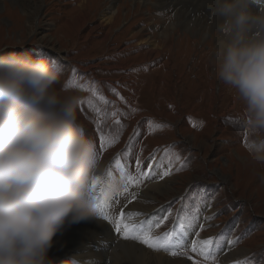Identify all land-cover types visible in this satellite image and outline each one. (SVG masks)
Masks as SVG:
<instances>
[{
    "label": "rangeland",
    "instance_id": "374dc122",
    "mask_svg": "<svg viewBox=\"0 0 264 264\" xmlns=\"http://www.w3.org/2000/svg\"><path fill=\"white\" fill-rule=\"evenodd\" d=\"M200 1L150 0L154 4L142 5L115 0L116 15L107 21L106 0H28V8L0 0V54L56 59L64 68L57 87L79 86L77 118L94 141L103 169L122 174L126 182L128 172L136 174L139 159L140 169L151 173L139 187L130 185L129 194L115 200V195L105 197L104 214L153 212V222L164 221L153 228L156 236L183 225L191 239L179 251L187 255L175 257L167 251L166 258L173 262L205 264L191 251V243L218 237L222 251L217 264H264V164L244 151L247 138L238 125L243 102L235 89L218 79L210 56L220 27L208 28L203 35L194 31L200 27L191 25L196 16L207 26L219 19L214 18L212 0H203L208 5ZM182 5L193 34L183 33L179 24L170 26L176 21L174 10ZM164 30L165 41L158 39ZM117 154L126 166L124 173L116 167ZM177 154L180 161L175 160ZM185 159L186 165L176 171ZM170 161L172 172L161 179ZM162 183L169 192L152 190ZM131 193H138L136 199ZM140 219L136 222H151ZM104 222L114 230L112 223ZM116 237L139 247V241ZM68 252L57 262L83 264Z\"/></svg>",
    "mask_w": 264,
    "mask_h": 264
},
{
    "label": "clouds",
    "instance_id": "9594fccd",
    "mask_svg": "<svg viewBox=\"0 0 264 264\" xmlns=\"http://www.w3.org/2000/svg\"><path fill=\"white\" fill-rule=\"evenodd\" d=\"M212 12L222 23L211 59L243 102L244 151L264 164V9L212 0ZM63 74L54 58L0 54V264H75L49 256L53 237L96 217L101 189L111 197L125 184L103 169L77 118L79 86L57 87Z\"/></svg>",
    "mask_w": 264,
    "mask_h": 264
},
{
    "label": "bare ground",
    "instance_id": "6f19581e",
    "mask_svg": "<svg viewBox=\"0 0 264 264\" xmlns=\"http://www.w3.org/2000/svg\"><path fill=\"white\" fill-rule=\"evenodd\" d=\"M114 1L115 0H106L107 4L109 3L108 8H107L108 10H105L103 14L104 16H106L104 17V19L107 21L113 19L116 15L117 11L115 8H113V5H112ZM130 1H134L135 3L136 1H139L142 3V5H145V3L147 4V2L154 4L153 2H150V0H130ZM156 1L159 3L160 0H156ZM12 2L16 4L19 3L20 8L22 7L28 8L26 4L28 3V0H12ZM179 2H181V0H177V1L175 0V3H179ZM37 3L38 2H35V5H33L34 6L33 8H35L33 10L34 14L37 12V9H38V7L36 6ZM102 4L103 3H101V5ZM167 4L170 5L169 2ZM201 4L208 5L209 3H205L203 0H201L200 5ZM260 5L264 6V4H260ZM174 11H175L174 19H176V21L170 24V26L174 27L176 24H179L180 28L182 29L181 31L183 33H192V28H189L192 25L193 27L194 26H197V28L200 27V30H197V31L194 30V31L196 33H198V31H204L203 33L201 32L204 35L206 29L208 28L217 29L221 25V21L217 19L215 22L210 21V26H207L204 24L205 19L201 18L202 16L201 17L196 16L194 19V23L190 25L189 22L185 20L184 13L186 12V8L183 7V5L180 8L175 9ZM164 31L166 32H161L160 36H158V39L162 38L165 41L168 36L165 34L168 33V30H164ZM216 37L217 36H215V38ZM146 40H149L150 43L152 42L150 38H147ZM166 185L167 184H163V183L159 185L157 184L156 186L153 187L152 190L157 191L158 193H161L160 191L162 190L163 192L167 193L169 192L170 187H167ZM132 212L133 213L138 212L142 214L139 217L133 218L134 223H136L137 220H139L140 218L142 219L143 217H144L143 219L147 218V220L151 222H153V220L155 219V214H153V212L149 215L147 214V212L143 213L135 209L132 210ZM103 214L104 213L101 212L100 208L98 207V214L96 217L90 220L80 221L78 223H72L70 225H67L63 231L58 232L53 237V244H52V247L49 249V253H48L49 256H51L57 261L58 259L60 260L62 258V255L66 254L68 251H69L68 254L70 253V255H72L71 251H73L72 253H74V255H72L71 257H73L74 259H78L83 264H102V263L103 264L105 263L106 264H185L184 261L173 262L171 260H168L165 255L167 251H164V250L157 251V250L147 247L146 245L142 243L140 244L138 243L139 244V247H138L134 244H131L132 242L130 243L129 241H122V240L119 241V239L116 236L117 235L121 236V235L116 233L115 230L111 229L110 225H108L107 222H104V220L102 219ZM176 227H177V231H179L180 230L179 226L176 225ZM183 237L185 241H188L189 239H191V236L187 230L183 232ZM244 251H245L244 249L241 250L240 254H243Z\"/></svg>",
    "mask_w": 264,
    "mask_h": 264
},
{
    "label": "snow or ice",
    "instance_id": "6c2138e0",
    "mask_svg": "<svg viewBox=\"0 0 264 264\" xmlns=\"http://www.w3.org/2000/svg\"><path fill=\"white\" fill-rule=\"evenodd\" d=\"M257 5L264 4V0H256ZM93 93H96L95 87L92 89ZM117 95H119L117 93ZM100 99L103 101L104 97H100ZM122 99V98H121ZM106 102V101H105ZM113 116L116 115V113L112 114ZM119 123V121H116ZM160 125H157L159 127ZM101 147H103V144L105 143V138L102 135L101 136ZM172 146H169L168 149H166V153ZM116 167L120 169L121 173H124L126 171V166L124 164L120 163L119 154H117V157L114 158ZM175 160L180 161L181 158L177 154L175 156ZM186 165V159L184 161H181V166L176 169V171L181 170ZM151 168V166H149ZM172 172L171 167V161L169 163V167L167 170H165L162 175L160 176L161 179L164 177L170 175ZM108 174H111L109 172ZM151 173L150 172H144L140 169V160L137 159L136 161V174L133 175L130 172L127 173V179L124 184V187L122 190L115 194V196L112 197L113 200H115L117 197L121 195H127L129 194V186L135 185L136 187H139L142 183L143 179L150 178ZM99 183V180L93 181V189L95 190L97 187V184ZM138 193H131V198L134 200L136 199ZM108 201L105 199V197L102 194V189L100 194L98 195V207L100 208L101 212L104 211V209L107 207ZM141 213H126L124 210H121L119 216H110L107 214L102 215V219L109 221L114 225V230L116 233L120 234L124 239H132L139 241L140 243L146 245L147 247L154 249V250H164L169 251L170 255L176 256V255H187V252L179 251V249L187 247L186 241L183 237V232L185 231L184 226H179V231H177V227L174 226L173 229H171L169 232L163 233L160 236H156L153 234V228H158L160 224H162L164 221H160L159 223L150 222L147 225L144 224V222H133L134 217L141 216ZM165 220L167 217L164 218ZM206 219H211V217H208ZM177 220H180L179 215L177 216ZM218 237L217 238H206V239H199L193 240L191 243V251L198 253L201 257H203L205 264H217L216 257L220 254L222 251V246L220 243H218ZM226 243L229 245H232L236 243L234 240H226ZM194 264H200V261H194ZM237 264H243V262H237Z\"/></svg>",
    "mask_w": 264,
    "mask_h": 264
}]
</instances>
